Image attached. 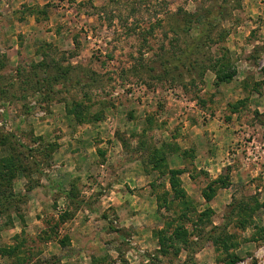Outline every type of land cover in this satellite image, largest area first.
<instances>
[{
	"label": "rangeland",
	"instance_id": "obj_1",
	"mask_svg": "<svg viewBox=\"0 0 264 264\" xmlns=\"http://www.w3.org/2000/svg\"><path fill=\"white\" fill-rule=\"evenodd\" d=\"M2 248L0 264H264V0H0Z\"/></svg>",
	"mask_w": 264,
	"mask_h": 264
},
{
	"label": "trees",
	"instance_id": "obj_2",
	"mask_svg": "<svg viewBox=\"0 0 264 264\" xmlns=\"http://www.w3.org/2000/svg\"><path fill=\"white\" fill-rule=\"evenodd\" d=\"M179 16L175 18L176 20V24L178 29L184 31V32H189L191 29L193 28H197L199 29V31L201 33H203L204 31H206L209 27V23L205 22L204 20H201L200 17L195 14L194 12H187V11H179ZM180 20V21H179ZM193 55L194 51H191L190 48H187L186 50H184L182 52V54L174 56L173 58V65L178 67L180 65H184L185 62H187L188 64L191 63L189 62V58L187 59V56ZM187 59V61L184 62V59ZM191 61V60H190ZM194 63V62H193ZM215 64H212V70L215 73L216 79L217 80H222V79H229L231 77V73L227 72V68L230 67V65L228 63H222L219 66H215L213 67ZM21 145L25 146L24 144H22L20 142ZM165 146V145H164ZM181 172L180 169L178 168H172L169 170L170 173V177H169V183L170 186L172 188L173 191V195L178 197L179 199H182L184 196V191L178 186L179 184V178L177 177V175ZM214 181H221V184H224V181L222 179V176H217V178ZM211 197V196H210ZM209 196L206 197L207 199L210 198ZM2 253H6V248H2V250H0Z\"/></svg>",
	"mask_w": 264,
	"mask_h": 264
}]
</instances>
